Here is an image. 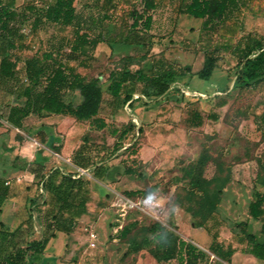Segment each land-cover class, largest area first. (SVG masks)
I'll return each instance as SVG.
<instances>
[{"label":"rangeland","instance_id":"1","mask_svg":"<svg viewBox=\"0 0 264 264\" xmlns=\"http://www.w3.org/2000/svg\"><path fill=\"white\" fill-rule=\"evenodd\" d=\"M32 1L39 7L55 2L15 0L14 8L22 13ZM107 1H75L83 31L92 29L90 35L101 34L104 41L92 52L88 67L69 62L86 80L99 78L103 102L98 117L106 121V127L98 130L91 120L59 114L44 119L31 115L25 120V127L32 129L50 121L53 135L69 150L87 138L94 154L106 158L104 169L81 170L94 190L87 204L90 212L76 218L72 232L58 231L43 257L52 258L53 264H179L178 258L158 262L149 248L125 254L129 237H151L147 227L159 223L207 253L208 258L194 264H264V259L251 253L253 239L264 243V213L257 219L250 214L256 193L264 194V80L251 88L234 87L236 75L244 71V56L256 43L264 45V0H235L225 21L206 29L203 19L186 12L191 0H156L150 31L130 27L131 12L142 11V0ZM26 15L20 18L18 48H8L0 38V57L9 53L18 59V79L0 81V175L10 187L0 210V229L22 227L31 232L30 239L40 240L46 233L44 218L50 200L42 177L55 167L65 174L78 170L69 159L45 148L39 136L30 137L26 129L19 131L6 119L11 106L25 102L19 96L26 83L24 60L61 49L66 61L75 26L42 22L33 28L34 16ZM208 52L215 59V69L210 80H203L198 72ZM186 67L190 73L172 82L159 97L134 95L125 102L124 91L114 98L108 88L111 72L121 69L152 76ZM135 85L140 88L143 83ZM79 99L78 92L66 95L68 101ZM195 111L202 124L191 127ZM42 134L47 140L48 134ZM115 145L120 148L116 152ZM39 157H46L41 161L44 169L35 176ZM128 167L135 173L126 174ZM193 169L200 190L191 186ZM128 191L138 193L129 195ZM123 196L149 199L161 209L152 215L124 211L119 202ZM124 212L126 216H120ZM131 224V233L122 237L117 226ZM211 246L221 247L223 257L214 254Z\"/></svg>","mask_w":264,"mask_h":264},{"label":"trees","instance_id":"2","mask_svg":"<svg viewBox=\"0 0 264 264\" xmlns=\"http://www.w3.org/2000/svg\"><path fill=\"white\" fill-rule=\"evenodd\" d=\"M76 0H55L53 3H46L39 7L33 1L24 6L22 13L15 8V0L4 2L0 0V38L6 40V46L11 49L19 47L16 40L22 37L19 25L20 18H27L26 14L34 16L33 28L42 22L54 23L62 26H75V38L66 53V61L62 60L57 51L44 52L42 56L33 55L24 60L25 77L19 96L25 97L23 105H13L10 107L7 120L18 128L27 130L30 136H39L43 143L52 146L55 136L52 133V126L41 125L36 129L26 128L24 120L30 114L45 116L48 114H62L75 117L77 120H91L96 129L102 130L106 127V121L98 117L103 102V89L98 77L86 80L85 76L78 71L70 61H76L79 66L88 67V59L95 48L104 39L101 34L90 35L88 31H83L82 20H78L75 6ZM108 0L107 3H110ZM235 0H191L186 6V12L194 17L203 19L202 27L211 28L212 25L223 23ZM142 11L134 9L131 12L132 24L130 27H143L150 31L154 23V11L157 8L156 0H142ZM264 45L256 43L244 56L242 63L244 71L241 75H236L235 86L243 88L255 87L261 80H264V50L256 56L251 57L253 51L263 49ZM18 59H13L9 53H1L0 57V81L18 79ZM215 69V59L208 52L205 55L203 68L198 72V77L203 80H210ZM190 73V68L184 71L167 69L156 75H146L141 72H131L128 69H121L117 73L111 72L109 91L114 98L123 94L124 101H130L135 93H141L148 98L163 95L170 87V84L179 78ZM142 82L143 86L138 88L135 83ZM71 92H78L80 101L75 103L66 100V95ZM225 103L222 102L221 105ZM202 117L198 112H194L190 117L191 127L200 126ZM141 130V129H139ZM43 132L49 136L47 141ZM58 150V147H54ZM115 152L120 148L114 147ZM45 157L36 160L39 166L33 171L35 176L38 171L44 169L41 161ZM104 156L94 154L92 145L84 138L79 148L75 151L72 162L83 168L95 167V170L104 169ZM106 170V169H105ZM126 174H134L133 168L125 169ZM192 175L191 186L199 188L200 183L196 178V171L190 172ZM43 187L49 195V209L45 211L44 221L46 230L40 240L30 239L31 232L22 227L13 230L0 229V264H53L52 258L43 257L49 241L56 237V232L65 230L70 233L75 228L76 218L87 212V203L90 200L89 181L83 176L74 177L72 173L63 174L60 169L51 170L46 177H42ZM4 176L0 175V210L3 202L10 193V187L6 183ZM201 188H199L200 190ZM138 191H128L127 194L135 195ZM46 203V199L42 201ZM264 194L256 193L255 200L250 203V214L253 218H260L263 213ZM68 214L69 217H64ZM134 225V224H133ZM199 226V225H197ZM132 230V224L123 226L121 236L127 237ZM151 237L137 239L128 238L127 252L131 254L144 248L151 249L154 258L159 261H168L178 258L179 264H194L196 261L208 258L206 252L202 251L195 244L182 239L173 230L159 224L153 223L147 227ZM155 244L154 247H151ZM211 251L223 257L221 247L211 246ZM251 253L260 259H264V243L256 239L252 241ZM227 256V260L230 257Z\"/></svg>","mask_w":264,"mask_h":264},{"label":"crops","instance_id":"3","mask_svg":"<svg viewBox=\"0 0 264 264\" xmlns=\"http://www.w3.org/2000/svg\"><path fill=\"white\" fill-rule=\"evenodd\" d=\"M74 93H76V92H74ZM79 94V93H78ZM134 95H140V96H143V97H145L146 98V96H144L143 94H141V93H135ZM134 97V96H133ZM81 99V98H80ZM80 99H79V101H80ZM133 99V98H132ZM131 99V100H132ZM130 100V101H131ZM78 101V102H79ZM130 101H128V102H130ZM78 102H75V103H78ZM31 115H35V116H38V115H36V114H30L27 118H29ZM49 115H53V114H48V115H45V116H38V117H42L43 119L44 118H48V116ZM60 115H62V114H59V116ZM55 116H57V115H55ZM63 116H69V115H63ZM26 118V119H27ZM25 119V120H26ZM74 119L75 120H77L75 117H74ZM7 120V119H6ZM25 120H24V126H26L25 125ZM78 121H88V120H78ZM7 122L11 125V126H13V127H15L14 125H12L8 120H7ZM43 124H45V125H49V126H51V123H50V121H42V123H41V125H43ZM17 130H19L20 131V129H24V128H18V127H15ZM29 135V134H28ZM30 136V135H29ZM56 136L57 135H55V140L53 141V144H52V146L50 145V144H48L47 142L46 143H43L42 141H41V143L42 144H44L45 145V148H47L49 151H51V152H53L54 154H56V155H58V156H60V157H66L67 159H69L68 161L70 162V165H72L73 167H75V168H77V170L78 171H76L75 173H72L73 175H74V177H79V176H83L84 177V175L82 174V172H81V170L82 171H84L85 169H83V168H81V167H79V166H77V165H75L73 162H72V157H73V155H74V153H75V151L79 148V146L81 145V143L83 142V140H84V138H83V140H82V142L81 143H79L73 150H69L67 147H65V145L63 144L62 146H61V144H62V142H60V139H59V137L57 136V138H56ZM30 137H36V136H30ZM49 140V136H47V141ZM25 142V141H24ZM20 147V146H19ZM54 147H58V150H56ZM100 148V147H99ZM103 148V147H102ZM16 150H17V152H19L20 150H19V148L17 147L16 148ZM21 154V153H20ZM43 155L44 156H48V152L47 151H44V153H43ZM21 156H26V155H24V154H22ZM46 158V157H45ZM56 168H58V169H60L61 170V172L63 173V174H65V172H63L62 171V168L61 167H55L54 169H56ZM90 168H94L95 169V167L93 166V167H90ZM89 169V168H88ZM109 172H111V170H109ZM67 174V173H66ZM34 175V174H33ZM8 183H9V181H7ZM104 187L107 189V187L104 185ZM94 196V190L91 188V190H90V198H92ZM90 201V200H89ZM88 203H91V202H88ZM87 203V204H88ZM87 210H88V212H90V208L89 207H87ZM85 216V215H84ZM122 228H123V226H122ZM121 228V229H122ZM116 230H119V229H117L116 228ZM58 231L56 232V237H54V238H52L50 241H49V243L47 244L49 247L50 246H52V244L55 242V240L58 238ZM194 244V243H193ZM202 245V244H201ZM198 247V246H197ZM144 249H146V248H144Z\"/></svg>","mask_w":264,"mask_h":264},{"label":"built area","instance_id":"4","mask_svg":"<svg viewBox=\"0 0 264 264\" xmlns=\"http://www.w3.org/2000/svg\"><path fill=\"white\" fill-rule=\"evenodd\" d=\"M8 184V182H6ZM119 202L122 205V210L127 211L128 209H134V210H139L143 213L152 215V214H156L160 209L161 206L158 205L155 202H152L149 199H143V200H139V199H133L131 197H126L123 196L121 198H119ZM127 212L124 213H120V216L125 217ZM123 225H118L117 228L121 229ZM93 237H96V235L93 233L92 234ZM91 246H95L96 243L95 242H91L90 243Z\"/></svg>","mask_w":264,"mask_h":264},{"label":"clouds","instance_id":"5","mask_svg":"<svg viewBox=\"0 0 264 264\" xmlns=\"http://www.w3.org/2000/svg\"><path fill=\"white\" fill-rule=\"evenodd\" d=\"M172 210L175 211V206H173Z\"/></svg>","mask_w":264,"mask_h":264}]
</instances>
